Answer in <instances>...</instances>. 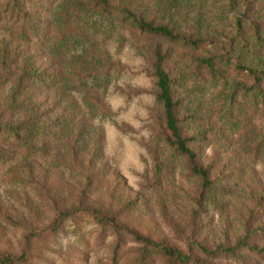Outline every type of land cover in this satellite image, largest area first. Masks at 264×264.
Returning a JSON list of instances; mask_svg holds the SVG:
<instances>
[{"label": "trees", "instance_id": "1", "mask_svg": "<svg viewBox=\"0 0 264 264\" xmlns=\"http://www.w3.org/2000/svg\"><path fill=\"white\" fill-rule=\"evenodd\" d=\"M111 94L151 100L137 191ZM53 256L264 264V0H0V264Z\"/></svg>", "mask_w": 264, "mask_h": 264}, {"label": "rangeland", "instance_id": "2", "mask_svg": "<svg viewBox=\"0 0 264 264\" xmlns=\"http://www.w3.org/2000/svg\"><path fill=\"white\" fill-rule=\"evenodd\" d=\"M128 56V55H127ZM126 56V57H127ZM131 87L148 88L142 78L124 80ZM108 101L116 113L114 121L106 124V154L113 167L126 186L133 191L138 190L140 175L144 171L145 153L140 145L141 138L147 136L148 113L151 100L147 95H139L127 99L119 94H111ZM62 252L68 248L78 251L80 247L70 237H63L54 242ZM64 256V255H63ZM65 257H68L65 255ZM55 259V257L53 256ZM56 260V264L59 262ZM74 262V257H71ZM75 264H78L77 261Z\"/></svg>", "mask_w": 264, "mask_h": 264}]
</instances>
